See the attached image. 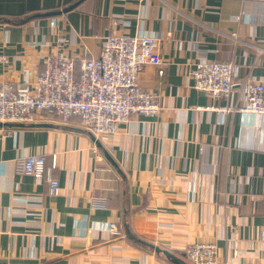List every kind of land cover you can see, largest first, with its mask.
<instances>
[{"label": "crops", "instance_id": "0c3cea01", "mask_svg": "<svg viewBox=\"0 0 264 264\" xmlns=\"http://www.w3.org/2000/svg\"><path fill=\"white\" fill-rule=\"evenodd\" d=\"M107 34L158 40L164 73L146 64L138 83L160 109L96 137L76 115L0 125V264H180L155 247L195 242L218 264H264V114L218 108L264 81V0H0V83L33 84L49 56L95 57ZM205 61L234 64L227 100L193 87ZM30 154L56 194L18 170Z\"/></svg>", "mask_w": 264, "mask_h": 264}, {"label": "built area", "instance_id": "2783aa9c", "mask_svg": "<svg viewBox=\"0 0 264 264\" xmlns=\"http://www.w3.org/2000/svg\"><path fill=\"white\" fill-rule=\"evenodd\" d=\"M57 41L65 43L66 38L58 36ZM0 59L5 60L3 56ZM146 64L155 65L159 75L164 73L158 40L148 36L107 34L98 54L79 63L68 56H49L33 84L0 83V123L31 124L45 112L62 122L76 115L94 137L114 134L132 114L155 115L160 109L158 95L138 83V74ZM233 70L234 64L228 61L197 62L190 70L193 87L216 100H227L235 90ZM235 91L236 103L218 106L220 110L264 114V81L246 79ZM17 164L20 172L45 177L50 192H58L59 184L46 170L43 156L26 155ZM110 232L117 234L113 223ZM179 257L188 264H218L211 242L187 244Z\"/></svg>", "mask_w": 264, "mask_h": 264}, {"label": "water", "instance_id": "95a60500", "mask_svg": "<svg viewBox=\"0 0 264 264\" xmlns=\"http://www.w3.org/2000/svg\"><path fill=\"white\" fill-rule=\"evenodd\" d=\"M1 126H28V124H25V123H0ZM155 251L156 252H161L163 253L164 255L168 256V257H171L173 259H175L178 263L180 264H186L185 261L183 259H181L180 257H177V256H174L171 252H169L168 250H165V249H162V248H159V247H155Z\"/></svg>", "mask_w": 264, "mask_h": 264}]
</instances>
